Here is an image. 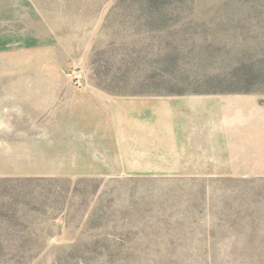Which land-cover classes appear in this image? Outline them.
I'll return each mask as SVG.
<instances>
[{
	"label": "rangeland",
	"instance_id": "1",
	"mask_svg": "<svg viewBox=\"0 0 264 264\" xmlns=\"http://www.w3.org/2000/svg\"><path fill=\"white\" fill-rule=\"evenodd\" d=\"M228 91L264 0H0V264H264V152L90 150L91 95Z\"/></svg>",
	"mask_w": 264,
	"mask_h": 264
},
{
	"label": "crops",
	"instance_id": "2",
	"mask_svg": "<svg viewBox=\"0 0 264 264\" xmlns=\"http://www.w3.org/2000/svg\"><path fill=\"white\" fill-rule=\"evenodd\" d=\"M89 100L109 103L105 127L98 122L90 129L105 136L90 138V150L264 152V92L91 95Z\"/></svg>",
	"mask_w": 264,
	"mask_h": 264
}]
</instances>
